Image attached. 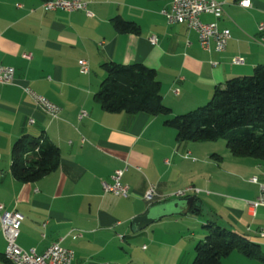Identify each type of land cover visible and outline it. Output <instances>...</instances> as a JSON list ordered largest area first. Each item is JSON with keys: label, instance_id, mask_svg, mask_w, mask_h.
<instances>
[{"label": "crops", "instance_id": "0c3cea01", "mask_svg": "<svg viewBox=\"0 0 264 264\" xmlns=\"http://www.w3.org/2000/svg\"><path fill=\"white\" fill-rule=\"evenodd\" d=\"M43 1L0 0V65L14 68L13 83H0V205L21 215L17 244L41 254L58 241L73 250V264H191L204 225L214 222L264 246L258 234L264 207L250 206L259 192L250 178L262 176L264 160L230 156L211 141L179 142L165 116L107 112L94 98L105 77L102 64L137 62L156 71L172 115L205 104L215 87L264 65V0H250L248 8L218 0V26L230 30L220 52L203 49L194 30L169 21L170 0H84L91 16L45 11ZM116 16L138 31H117ZM201 19L214 20L211 14ZM81 59L88 73L79 71ZM25 87L57 104L58 116L42 112ZM22 135L59 148L55 168L34 181L18 180L10 170L12 145ZM124 166L128 194L105 192L113 171ZM151 186L157 195L147 199ZM190 196L199 213H174L143 229L132 223L150 206ZM5 245L0 228V264H9Z\"/></svg>", "mask_w": 264, "mask_h": 264}, {"label": "trees", "instance_id": "16d2710c", "mask_svg": "<svg viewBox=\"0 0 264 264\" xmlns=\"http://www.w3.org/2000/svg\"><path fill=\"white\" fill-rule=\"evenodd\" d=\"M113 25L119 32L138 31L133 22L118 16ZM102 67L105 77L94 98L105 111L162 115L179 142L223 138L234 156L264 160V65L256 66L250 75L228 79L214 88L205 104L177 115L164 104L154 69L137 62H108ZM58 158L59 148L50 140L22 135L12 145L10 170L18 180L34 181L53 170ZM204 230L191 264H221L234 251L264 261L261 246L246 236L214 222L205 224Z\"/></svg>", "mask_w": 264, "mask_h": 264}, {"label": "built area", "instance_id": "2783aa9c", "mask_svg": "<svg viewBox=\"0 0 264 264\" xmlns=\"http://www.w3.org/2000/svg\"><path fill=\"white\" fill-rule=\"evenodd\" d=\"M171 11L167 14L169 21L175 23H183L188 28L197 33L200 45L205 50L211 48L216 51L225 50L230 38V30L220 28L218 20L223 14V3L218 0H170ZM238 5L241 7H250V0H239ZM41 7L45 11L62 9L66 11L84 10L87 16L92 13L87 9V2L84 0H44ZM202 14H211L214 18L212 22H204L201 19ZM259 28L264 29L263 24ZM149 41L152 44L157 42V37L151 35ZM24 56L30 57V54ZM234 64L241 63L240 58L232 60ZM79 71L88 73L89 66L86 60L78 61ZM14 80V68L11 66L0 65V83L11 84ZM24 91L42 112L51 116L57 117L60 107L46 98L38 94L30 87H25ZM85 115L82 111L81 116ZM32 121V120H30ZM126 166L116 168L111 175V183L104 184L105 192H110L115 195L126 196L128 194V185L122 182V177ZM250 182L258 184V196L250 202L251 207H264V180L259 181L257 177H252ZM188 190H199L190 187ZM186 191V190H185ZM185 191L178 192L176 195H184ZM154 186L146 192V198L151 199L156 196ZM21 215L17 211H3V206L0 205V228L5 239L4 254L9 256L11 260H15L16 264H73L74 252L72 249L62 246L58 241L52 242L44 252L38 254L34 249L25 250L17 244V238L20 232ZM258 234L264 237V229H261ZM82 234H73V237H79Z\"/></svg>", "mask_w": 264, "mask_h": 264}, {"label": "water", "instance_id": "95a60500", "mask_svg": "<svg viewBox=\"0 0 264 264\" xmlns=\"http://www.w3.org/2000/svg\"><path fill=\"white\" fill-rule=\"evenodd\" d=\"M197 209L194 197L190 196L184 199H176L164 202L158 205L150 206L144 214L132 219V223L137 229H143L157 219L174 213L193 212Z\"/></svg>", "mask_w": 264, "mask_h": 264}, {"label": "rangeland", "instance_id": "374dc122", "mask_svg": "<svg viewBox=\"0 0 264 264\" xmlns=\"http://www.w3.org/2000/svg\"><path fill=\"white\" fill-rule=\"evenodd\" d=\"M211 142H212L211 144H213V146H215L216 148H222V149L227 148V150H228V147L226 146V142H225V140L223 138H218L215 141H211ZM228 152H229V155L231 154L230 156H234L229 150H228ZM260 174H262V176H258L257 175L258 178L260 177V179H263L264 180V167H263V170L260 172ZM252 208L254 210L257 207L256 208L252 207ZM261 249H262V251L264 253V246H261ZM233 254H238V253H237V251H234ZM228 258H229L228 261H226L224 264H264V261H262L260 259L248 258V260H249L248 263H245V262H242L239 259L233 257V255H230V257H228ZM222 262H224V261H222Z\"/></svg>", "mask_w": 264, "mask_h": 264}, {"label": "bare ground", "instance_id": "6f19581e", "mask_svg": "<svg viewBox=\"0 0 264 264\" xmlns=\"http://www.w3.org/2000/svg\"><path fill=\"white\" fill-rule=\"evenodd\" d=\"M78 234H80V233L78 232ZM4 255H5V254H4ZM5 257H6V259H7L11 264H16V261H15V260H11L9 256H6V255H5Z\"/></svg>", "mask_w": 264, "mask_h": 264}]
</instances>
